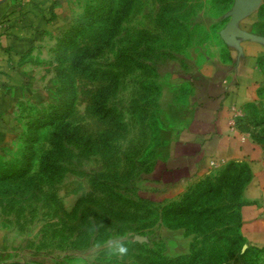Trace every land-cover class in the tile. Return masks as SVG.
I'll return each mask as SVG.
<instances>
[{"label":"rangeland","instance_id":"rangeland-1","mask_svg":"<svg viewBox=\"0 0 264 264\" xmlns=\"http://www.w3.org/2000/svg\"><path fill=\"white\" fill-rule=\"evenodd\" d=\"M69 1L31 61L45 96L19 103L0 139V264H264L244 232L249 161L167 171L196 83L237 85L244 42L264 45V0ZM232 111L264 149V85ZM188 195L193 220L166 214ZM117 235L126 257L95 249Z\"/></svg>","mask_w":264,"mask_h":264},{"label":"crops","instance_id":"crops-1","mask_svg":"<svg viewBox=\"0 0 264 264\" xmlns=\"http://www.w3.org/2000/svg\"><path fill=\"white\" fill-rule=\"evenodd\" d=\"M72 12L69 0H0V139L12 133L19 103L41 102L45 96L46 88L34 80V51L67 27ZM244 43L234 73L237 85L228 86L227 78L209 74L196 83V103L167 171L189 178L206 170L211 160L249 161L253 169L249 197L254 202L245 208L244 232L251 242L264 245V149L228 123L232 108L264 85L258 65L264 45Z\"/></svg>","mask_w":264,"mask_h":264},{"label":"clouds","instance_id":"clouds-1","mask_svg":"<svg viewBox=\"0 0 264 264\" xmlns=\"http://www.w3.org/2000/svg\"><path fill=\"white\" fill-rule=\"evenodd\" d=\"M126 240V236L117 235L103 242L96 243L94 247L96 250L103 249L105 255L109 258L117 257L122 259L129 254V247Z\"/></svg>","mask_w":264,"mask_h":264},{"label":"trees","instance_id":"trees-1","mask_svg":"<svg viewBox=\"0 0 264 264\" xmlns=\"http://www.w3.org/2000/svg\"><path fill=\"white\" fill-rule=\"evenodd\" d=\"M65 104H66V106H65ZM68 106H69V104L64 103L62 109H67ZM63 114L65 115L66 113H63ZM39 120L42 121V118L38 119V122H39ZM195 200H196V197H193L192 195H188L180 203H177L174 206H171L166 211V214H172L174 216V218L177 220L178 219H192L193 220L194 215H196V211H194Z\"/></svg>","mask_w":264,"mask_h":264},{"label":"built area","instance_id":"built-area-1","mask_svg":"<svg viewBox=\"0 0 264 264\" xmlns=\"http://www.w3.org/2000/svg\"><path fill=\"white\" fill-rule=\"evenodd\" d=\"M220 162H221V161H218V160H211V161L209 162V164L212 165V166H217V165L221 164Z\"/></svg>","mask_w":264,"mask_h":264}]
</instances>
